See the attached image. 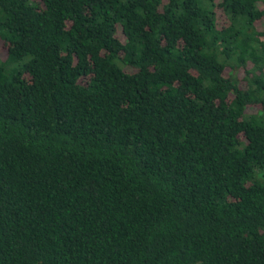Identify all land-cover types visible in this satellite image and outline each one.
Returning <instances> with one entry per match:
<instances>
[{
    "label": "trees",
    "instance_id": "1",
    "mask_svg": "<svg viewBox=\"0 0 264 264\" xmlns=\"http://www.w3.org/2000/svg\"><path fill=\"white\" fill-rule=\"evenodd\" d=\"M0 264H264V0H0Z\"/></svg>",
    "mask_w": 264,
    "mask_h": 264
}]
</instances>
